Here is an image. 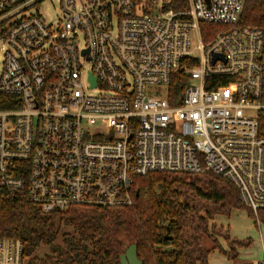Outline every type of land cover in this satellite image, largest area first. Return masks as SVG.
<instances>
[{
  "label": "built area",
  "instance_id": "2783aa9c",
  "mask_svg": "<svg viewBox=\"0 0 264 264\" xmlns=\"http://www.w3.org/2000/svg\"><path fill=\"white\" fill-rule=\"evenodd\" d=\"M43 1L0 0V199L125 208L136 178L212 173L259 219L264 28L240 26L246 0H59L55 23ZM203 23L226 28L205 42ZM25 263L0 239V264Z\"/></svg>",
  "mask_w": 264,
  "mask_h": 264
},
{
  "label": "trees",
  "instance_id": "16d2710c",
  "mask_svg": "<svg viewBox=\"0 0 264 264\" xmlns=\"http://www.w3.org/2000/svg\"><path fill=\"white\" fill-rule=\"evenodd\" d=\"M169 8L187 10L188 0H171ZM240 26L264 28V0H246ZM225 28L201 24L203 40L211 41ZM181 67L183 71L169 86L176 97L187 84L184 69H191L185 63ZM170 101L175 104L172 97ZM259 122L264 136V111ZM132 195L131 207L73 206L52 213L21 198H2L0 239L23 241L25 264H121V256L133 245L143 264H209L210 254L217 249L231 259V252H224L218 241L212 248L202 244L203 235H211L209 219L247 209L230 181L212 173H154L136 178ZM195 202L203 206L196 209ZM259 215L264 217V212ZM223 236L231 244L250 246L249 241L233 239L228 232Z\"/></svg>",
  "mask_w": 264,
  "mask_h": 264
},
{
  "label": "rangeland",
  "instance_id": "374dc122",
  "mask_svg": "<svg viewBox=\"0 0 264 264\" xmlns=\"http://www.w3.org/2000/svg\"><path fill=\"white\" fill-rule=\"evenodd\" d=\"M34 8L40 11L48 23H55L60 15L59 0H44ZM193 206L196 209H200L203 204L195 202ZM204 214L202 213L203 216ZM208 230L211 235H203L202 237V244L206 248H212L215 240L220 242L223 248L228 250L231 248L229 250L232 256L231 259L226 257L223 263L218 261V264H244L264 258V217L261 215L257 219L247 209L233 210L229 216H216L213 219H209ZM227 232L233 239L249 241L250 246L245 247L242 245L241 247L240 245L227 242L223 236ZM239 248L244 249L239 252ZM235 254L238 255L236 259L233 257Z\"/></svg>",
  "mask_w": 264,
  "mask_h": 264
},
{
  "label": "water",
  "instance_id": "95a60500",
  "mask_svg": "<svg viewBox=\"0 0 264 264\" xmlns=\"http://www.w3.org/2000/svg\"><path fill=\"white\" fill-rule=\"evenodd\" d=\"M221 57L220 55L215 56V61ZM94 85L96 82L92 79ZM137 195H139V191H137ZM121 264H143L141 260H139L137 256V246L133 245L126 249L125 253L121 256Z\"/></svg>",
  "mask_w": 264,
  "mask_h": 264
},
{
  "label": "crops",
  "instance_id": "0c3cea01",
  "mask_svg": "<svg viewBox=\"0 0 264 264\" xmlns=\"http://www.w3.org/2000/svg\"><path fill=\"white\" fill-rule=\"evenodd\" d=\"M220 241V240H219ZM219 245L221 246V249L224 250V252L228 253L229 250L227 248H223L222 245L220 244V242H218ZM228 245V244H227ZM244 248H239L238 251H242ZM219 253V254H217ZM224 257H223V256ZM226 257L228 259H230L226 254L222 253L219 249L212 251V253L210 254L209 258H208V263L209 264H218V261H221V263H223L224 259H226ZM251 262L248 263H244V264H250Z\"/></svg>",
  "mask_w": 264,
  "mask_h": 264
}]
</instances>
